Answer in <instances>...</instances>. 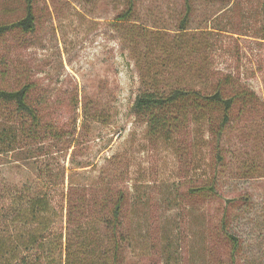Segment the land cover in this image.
Wrapping results in <instances>:
<instances>
[{"label":"rangeland","instance_id":"rangeland-1","mask_svg":"<svg viewBox=\"0 0 264 264\" xmlns=\"http://www.w3.org/2000/svg\"><path fill=\"white\" fill-rule=\"evenodd\" d=\"M135 1L118 21L124 0H33V30L0 37V89L29 82L40 121L0 140V195H47L49 240L64 243L71 217L74 241L97 256L82 231L100 233L119 194L120 264H264V0ZM23 14L24 0H0V22ZM147 68L160 87L204 91L228 74L257 99L235 104L220 133L217 108L212 124L195 111L165 139L132 110ZM14 110L0 104L6 134L20 129ZM44 241L46 260L64 264Z\"/></svg>","mask_w":264,"mask_h":264},{"label":"trees","instance_id":"trees-1","mask_svg":"<svg viewBox=\"0 0 264 264\" xmlns=\"http://www.w3.org/2000/svg\"><path fill=\"white\" fill-rule=\"evenodd\" d=\"M32 2L33 0H24V14L21 18L10 22H0V37L12 30L22 32L33 30L35 16ZM135 7V0H124V7L116 15V19L118 21H129L134 17ZM187 9L188 6L181 19V31L185 28L183 24L187 19ZM146 72L150 76V81H153L152 85L145 86L135 95L132 110L145 118L150 132L160 134L165 139L178 132L182 126L181 120L193 115L195 111L198 112L195 114L205 117L206 121L212 124L210 113L217 111V108L221 111V115L215 132L220 133L222 126L229 120L230 111L235 104L240 102V109L242 110L247 103H252L257 99L253 91L247 86L234 81L228 74L223 75L221 80L218 78L211 85V91H204L201 88H194L192 85L187 87L181 85L160 87L156 85L155 81H159L156 78L161 73H157L156 76L154 73L151 74L148 68ZM153 78L154 80H152ZM30 88L31 84L27 82L17 89H0V104H13L14 112L20 117L21 124L20 129H9L7 134L4 133L6 129H0V140L8 138V143H12L17 139L16 132H19L21 136L36 134L40 121L36 109L28 99ZM208 127L213 129L211 126ZM207 188L211 191L215 189L213 184H209ZM7 194L10 195L9 201H6V203L0 202V264H53L51 261L46 260L44 255V239L46 240V237L48 242H51L49 246L52 247L53 252L57 247L60 249L62 247L65 254L64 264H120L118 250L123 235L118 234L116 231L117 219L121 212V196L119 194L112 203L110 217L105 216L102 221V229H99V232L100 230L101 232L95 231L94 233L92 231L91 233V228L82 231L84 235L87 232L83 237L88 235L87 238L96 239L94 244L101 243V251L97 256H95L93 249H88L89 245L84 246L81 242L77 244L74 241L80 235L79 232L81 231H78V229L81 228V223L78 227H72L71 217L68 219V232L64 243H61L59 235L55 236L53 230L51 240H49L50 237L46 235L48 227H44L43 223V217L49 208L47 195L33 194L31 188L27 187L13 193L7 191L6 194L0 195V199ZM225 234L231 240L232 248L236 249L238 243L236 236L228 231H225ZM100 235L101 237H99ZM91 254L93 256L85 261V257Z\"/></svg>","mask_w":264,"mask_h":264}]
</instances>
